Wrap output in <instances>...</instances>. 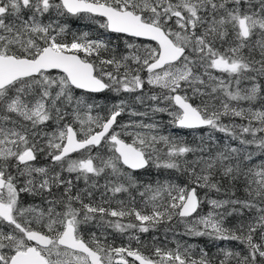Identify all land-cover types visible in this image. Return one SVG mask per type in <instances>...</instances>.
Returning a JSON list of instances; mask_svg holds the SVG:
<instances>
[{
	"label": "snow or ice",
	"instance_id": "1",
	"mask_svg": "<svg viewBox=\"0 0 264 264\" xmlns=\"http://www.w3.org/2000/svg\"><path fill=\"white\" fill-rule=\"evenodd\" d=\"M0 264H264V0H0Z\"/></svg>",
	"mask_w": 264,
	"mask_h": 264
},
{
	"label": "trees",
	"instance_id": "2",
	"mask_svg": "<svg viewBox=\"0 0 264 264\" xmlns=\"http://www.w3.org/2000/svg\"><path fill=\"white\" fill-rule=\"evenodd\" d=\"M73 22L71 24V27L72 28H77L79 27L80 28V31L83 32V31H88L90 32L93 36H95L98 32H103L104 30L103 29H100L99 28V24L96 22V21H89V20H79V19H76V18H72ZM81 24V25H79ZM113 39L115 40V36H113ZM104 96H111L112 94H103ZM185 134V133H183ZM189 139H191V137H189ZM154 177L153 176H145L144 179L145 180H152ZM163 178V177H161ZM25 199V202L26 203H30L31 202V199L28 198V197H24ZM177 230H182L180 228H178ZM164 231V226H161L160 230L158 232H163ZM192 239L193 241L196 242V245L198 246V248H207L209 249L210 252H214L215 251V248L212 244L211 241L207 240V238H190ZM118 243V241H116ZM226 247L228 245H225ZM232 247H235L236 245L233 244L231 245ZM136 247V246H135Z\"/></svg>",
	"mask_w": 264,
	"mask_h": 264
},
{
	"label": "rangeland",
	"instance_id": "3",
	"mask_svg": "<svg viewBox=\"0 0 264 264\" xmlns=\"http://www.w3.org/2000/svg\"><path fill=\"white\" fill-rule=\"evenodd\" d=\"M79 25H81V24H79ZM73 30H75V31H78V32H81L80 31V28L79 27H77V28H72ZM121 47H122V45H121ZM182 135H183V133H181ZM178 231H180V230H178ZM182 231V230H181ZM153 235H157V236H159L160 237V240L161 241H163L164 243H166L167 245H168V247H174L175 245H174V243H172L171 241L173 240V235H172V233L171 232H169L167 235H168V241H164V231L163 232H156V233H152V232H150V233H148V234H143L142 236H141V239L145 242V244L146 245H151V242H152V236ZM178 239H180V238H178ZM184 241H187L188 243H192V244H195L194 243V241L192 240V239H190L189 237H183L182 238ZM117 241H118V243L117 244H120V243H122L123 241H122V239H117ZM136 245L134 244L133 245V247H135ZM143 251H145V252H147L148 251V248H145V249H142Z\"/></svg>",
	"mask_w": 264,
	"mask_h": 264
}]
</instances>
